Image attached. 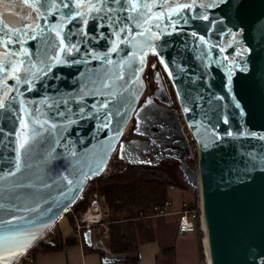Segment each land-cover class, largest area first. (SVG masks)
<instances>
[{"label":"water","instance_id":"95a60500","mask_svg":"<svg viewBox=\"0 0 264 264\" xmlns=\"http://www.w3.org/2000/svg\"><path fill=\"white\" fill-rule=\"evenodd\" d=\"M150 58L179 115L142 103ZM133 120L149 143L125 140ZM117 152L180 163L206 264H264V0H0V264L44 239Z\"/></svg>","mask_w":264,"mask_h":264},{"label":"trees","instance_id":"16d2710c","mask_svg":"<svg viewBox=\"0 0 264 264\" xmlns=\"http://www.w3.org/2000/svg\"><path fill=\"white\" fill-rule=\"evenodd\" d=\"M153 59H149L150 65L155 61ZM196 162L197 158L193 160L195 165ZM168 172L169 169L161 170L126 164L119 160L117 152L111 159L107 172L102 177L89 182L82 197L66 215H70L71 210L75 213L85 211L91 198L97 195L101 198L104 210L108 214L107 222L109 221L110 233L108 244L111 252L119 258V262L135 264L139 259L138 246L141 241L139 221H137L140 213L145 212L146 209L163 205L167 199L168 188L179 185V181H176ZM194 194L195 204H197L198 195ZM71 219L73 221V217ZM57 226L58 223L52 239L48 240L45 237L29 252L33 255L39 252H55L77 242L76 236L64 240ZM198 234L202 241L201 232L199 231ZM201 257L204 262L202 247L200 262Z\"/></svg>","mask_w":264,"mask_h":264},{"label":"crops","instance_id":"0c3cea01","mask_svg":"<svg viewBox=\"0 0 264 264\" xmlns=\"http://www.w3.org/2000/svg\"><path fill=\"white\" fill-rule=\"evenodd\" d=\"M168 169L170 172V168ZM110 171L112 170L110 169ZM170 174L172 175L173 173ZM187 189L185 183L182 184V182H179L177 186L168 188L167 198L172 200L175 210H180L185 202L194 201L195 194ZM187 196L190 197L191 201H186ZM100 202L103 206L101 198ZM104 213L107 220L108 214L105 210ZM67 216L71 221V217H73L71 235L64 237L61 228L57 226L64 240L76 236L74 232V215L70 212V215ZM137 221H139L141 241L138 246L139 259L135 264H201L199 234L179 235L177 232V215L147 218H140L139 215ZM102 236V228L96 227L92 231V243H95V246L86 245L85 237L82 240L76 237L77 242L75 244L68 245L62 250L35 254L33 261L29 264H104L103 259L105 257H117L111 252L108 244L110 241L109 221L107 236L103 238ZM98 244L105 245L108 248V252L99 248ZM112 264L129 263L117 262Z\"/></svg>","mask_w":264,"mask_h":264},{"label":"built area","instance_id":"2783aa9c","mask_svg":"<svg viewBox=\"0 0 264 264\" xmlns=\"http://www.w3.org/2000/svg\"><path fill=\"white\" fill-rule=\"evenodd\" d=\"M183 130L185 133V137L187 140V144L189 145L190 151L192 155L197 158V143L195 138L187 131L185 125L183 124ZM74 215L75 223H74V232L76 237L80 240L83 239L84 233L87 230L93 231L94 228L100 227L103 230V237L107 236L108 230V222L105 217L103 206L100 202V198L97 195H94L91 198L89 206L87 209L80 213H75L74 211H70ZM170 215H177L178 223H177V232L179 235H187V234H196L200 231V209L199 202L197 204L192 202H185L180 210H175L174 204L170 198H167L163 205L152 207L145 212H141L140 218L147 217H166ZM55 231L53 229L48 233V240L52 239ZM46 236V237H47ZM96 244L93 243L92 246ZM98 247L107 251L108 248L103 244H98ZM110 252V251H109ZM34 259V255L30 252L26 253L22 257H20L13 264H29Z\"/></svg>","mask_w":264,"mask_h":264},{"label":"flooded vegetation","instance_id":"af4514ba","mask_svg":"<svg viewBox=\"0 0 264 264\" xmlns=\"http://www.w3.org/2000/svg\"><path fill=\"white\" fill-rule=\"evenodd\" d=\"M146 81H147V91L142 100V103L147 104L148 110H152L153 108H157L160 110H177L178 115L179 109L176 104L175 95L173 89L166 77L163 69L159 65V63L155 61L150 65H148V70L146 72ZM170 103L168 105L167 103ZM180 118L181 124L183 125L182 118ZM183 129V126H182ZM184 131V130H183ZM138 129L136 128V122L133 120L131 126L129 127L125 140L129 141L132 139H140L141 141H146L147 143L150 142V138H148L145 134V130H142L140 134H137ZM195 157L193 156L191 164H193V160ZM121 161V160H120ZM123 162V161H122ZM125 163V162H124ZM197 163V162H196ZM127 164V163H126ZM190 167L195 168L196 165ZM149 168H160L161 170H168L170 168L169 173H173L172 176L176 181L185 183L187 187V182L185 181V176L183 171L180 168V163L175 159H166L162 160L160 163H152V164H144L140 165ZM168 167V168H167ZM188 190V189H187Z\"/></svg>","mask_w":264,"mask_h":264},{"label":"rangeland","instance_id":"374dc122","mask_svg":"<svg viewBox=\"0 0 264 264\" xmlns=\"http://www.w3.org/2000/svg\"><path fill=\"white\" fill-rule=\"evenodd\" d=\"M153 60H155V58L153 59ZM193 165H195L194 163L193 164H191V166H193ZM185 187H186V185H185ZM187 188V187H186ZM195 198H196V196H194ZM186 201H191V199H190V197L189 196H187L186 197ZM193 200V199H192ZM196 200L194 199V201L192 202V203H196L195 202ZM72 211V210H71ZM58 226L61 228V230H62V234H63V236L64 237H69L70 235H71V233H72V231H73V222L69 219V217L65 214V215H63L62 217H61V219L58 221ZM53 231H55L56 232V228L54 227L53 228ZM54 232V233H55ZM54 236H55V234H54ZM53 236V237H54ZM202 237V236H201ZM47 239H48V236H47ZM201 240V238L199 237V244H200V246L202 247V241H200ZM201 247H200V253H201ZM108 254H110V253H108ZM203 260V258L201 257V264H204L205 263V260H204V262L202 261ZM206 264V263H205Z\"/></svg>","mask_w":264,"mask_h":264}]
</instances>
